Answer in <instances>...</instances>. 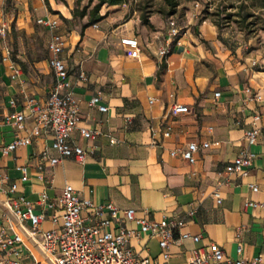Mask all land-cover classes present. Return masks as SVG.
Wrapping results in <instances>:
<instances>
[{"label":"crops","instance_id":"1","mask_svg":"<svg viewBox=\"0 0 264 264\" xmlns=\"http://www.w3.org/2000/svg\"><path fill=\"white\" fill-rule=\"evenodd\" d=\"M8 1L3 7L0 0V25H7L5 36L0 37V147L15 135L3 118L13 111L28 115L24 95L39 104L48 98L54 77L47 63V42L54 32L65 39L62 59L83 123L99 134L88 141L75 132L73 140L87 152L85 161L65 159L54 168L46 167L44 180L38 177L36 166L40 153L50 147L49 131L42 130L30 145L6 156L0 153V214L7 196H23L35 203L45 190L56 205L54 213L60 215L58 198L69 183L80 197L96 205L113 203L120 217L124 210L134 209L138 218L147 211L153 220L163 215L184 219L180 233L200 235L201 240L197 244L191 240L171 243L168 264H185L196 247H219L227 257L236 259L238 243L243 259L250 261L260 255L264 263V70L254 67L248 45L233 43L203 21L185 29L177 27L180 44L172 43L169 53L159 56L173 28L169 18H150V26L144 25L127 15L125 3L104 6V19L94 23L95 28L87 16L74 17L75 0ZM86 5L87 0H82L80 9ZM41 17L57 20L58 28L52 32L38 25L36 20ZM126 37L138 40V58L130 57L121 44ZM5 48L20 69L17 80L11 79L8 64L2 62ZM80 71L86 74V81L78 80ZM98 92L100 104L108 108L105 113L88 106ZM255 94L261 96L260 101L252 98ZM12 99L17 101L15 108L10 106ZM150 99L155 101L150 104ZM174 104L187 106L189 112L172 114ZM255 113L261 115L257 143L250 146L255 159L245 175H227L225 167L247 147L244 133ZM25 124L22 135L34 127V118L27 117ZM167 128L170 132L165 137ZM110 139L118 143L111 144ZM192 141L209 143L195 154L194 164L170 156V151ZM21 167L26 168L27 181L21 180ZM11 183L17 185L14 193L8 192ZM219 185L221 204L211 195ZM247 202L259 206H245ZM188 211H194L190 218ZM52 212L47 211L46 216ZM35 213H41V208L36 207ZM103 218H109L108 212ZM124 226L138 230L133 222L126 221ZM41 227L48 230L52 225L46 219ZM115 228V223L109 227ZM178 236L176 232L175 239ZM129 244L139 257L163 262L156 238L138 233Z\"/></svg>","mask_w":264,"mask_h":264},{"label":"built area","instance_id":"2","mask_svg":"<svg viewBox=\"0 0 264 264\" xmlns=\"http://www.w3.org/2000/svg\"><path fill=\"white\" fill-rule=\"evenodd\" d=\"M198 6V5H196ZM36 23L52 32L58 28L55 19L41 17ZM93 27L97 28V24ZM7 25L1 23L0 37L6 34ZM181 30L173 27L169 29L159 56L169 53L172 43L180 44ZM121 44L127 47L128 55L138 58L140 55V45L135 37L121 39ZM65 48V39L60 34L54 32L47 42L48 59L47 63L54 77V84L49 92L44 104H39L32 96L24 95V110L13 111L3 118L6 125L15 130L13 140L5 146L0 147V153L4 156L20 147H26L41 131H49L52 136L49 148H46L39 155V162L36 166L38 177L44 180L46 167L54 168L65 159H73L78 163H83L87 152L77 144L72 135L78 132L80 139L93 141L99 134L97 131L88 129L81 118L80 110L74 96L73 82L69 77L67 67L62 59ZM2 62L8 64L11 71V79L17 80L21 74L20 69L11 59L9 50L5 48V54L1 56ZM78 80L86 81L87 77L83 71L77 76ZM246 92H250L249 89ZM219 93H215L218 97ZM256 101L261 100L258 94L252 97ZM155 99H150L153 103ZM101 94L98 92L88 101V106L96 108L99 112L105 113L108 108L102 104ZM17 101L12 99L10 106L15 108ZM176 115L188 113L189 108L185 105L174 104L170 109ZM33 117L35 125L26 135L22 133L26 130V118ZM261 119L259 113L252 115L251 127L244 133L247 147L229 163L224 172L230 174H246V170L252 165L255 153L250 150V146L257 143L260 128L257 122ZM170 129L164 132V136H169ZM111 144L118 143L115 139H110ZM209 147L208 142L198 144L189 142L185 147H179L170 151V156H180L189 164L196 162L195 154ZM93 152V149L92 151ZM54 153V154H52ZM22 181H27V171L25 167L20 168ZM52 181V177L49 182ZM220 185L212 192V198L217 204H221L222 197ZM252 191H257L255 185L250 186ZM17 185L11 183L8 192L14 193ZM61 214L54 213L55 203L48 197L45 190L39 193V198L35 203L28 201L25 197L7 196L2 202L3 209L0 214V264H168L170 254L168 247L171 243L184 240H191L197 244L201 240L200 235L180 233L185 225L184 219L167 217L163 215L160 220H153L147 216L138 218L134 209L123 211L119 216V209L113 203L102 205L94 204L90 199L82 198L69 184L65 183L62 194L58 198ZM245 206L258 207L259 204L247 202ZM36 207L41 208V213H35ZM47 211H53L46 216ZM108 212L109 218L104 219L103 214ZM194 211H188L187 217H192ZM48 219L52 225L51 229H42V223ZM133 222L138 230H130L124 226V222ZM116 224L114 230L109 227ZM179 236L175 239V233ZM138 233L156 238L163 259L162 263H155L149 257H139L130 247V239L137 237ZM239 237V233L236 235ZM236 259L227 257L219 247L206 250L204 247H196L191 250L185 264H264L262 257L256 256L250 261L242 258V245L236 246Z\"/></svg>","mask_w":264,"mask_h":264},{"label":"rangeland","instance_id":"3","mask_svg":"<svg viewBox=\"0 0 264 264\" xmlns=\"http://www.w3.org/2000/svg\"><path fill=\"white\" fill-rule=\"evenodd\" d=\"M2 1L3 7L9 5L8 0ZM167 1L128 0L125 9L140 21L142 17L169 18L171 27L181 29L210 22L233 43H246L256 61L254 67L264 70V0H170L176 4L174 9Z\"/></svg>","mask_w":264,"mask_h":264},{"label":"trees","instance_id":"4","mask_svg":"<svg viewBox=\"0 0 264 264\" xmlns=\"http://www.w3.org/2000/svg\"><path fill=\"white\" fill-rule=\"evenodd\" d=\"M81 1L82 0H75L76 7L73 9L74 17L83 18L87 16L89 24H94L104 19L105 15L101 14V10L104 6H119L125 4L128 0H87V5L80 9ZM167 2L168 5L173 9L176 7V4L174 2L170 0H168ZM141 22L144 25L150 26L149 20L146 17H142Z\"/></svg>","mask_w":264,"mask_h":264}]
</instances>
